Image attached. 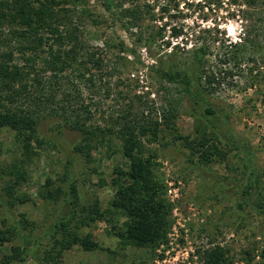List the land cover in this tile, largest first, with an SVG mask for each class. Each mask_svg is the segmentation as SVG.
<instances>
[{"label":"rangeland","instance_id":"rangeland-1","mask_svg":"<svg viewBox=\"0 0 264 264\" xmlns=\"http://www.w3.org/2000/svg\"><path fill=\"white\" fill-rule=\"evenodd\" d=\"M134 4L143 18L141 29L146 34L161 31L171 42L168 50L173 45L189 50L207 41L206 68L219 72L222 80L214 99L231 111L233 125L252 142L255 160L264 172V3L255 8L243 0H135ZM88 5L100 20L98 25L88 20L84 26L91 31V50L102 48L105 40L133 44L134 35L112 22L102 0H90ZM246 37L248 58L239 64L223 63L219 47ZM159 44L154 51H160ZM137 50L143 62H136L133 55L118 59L114 47L103 50L106 72L99 89L80 86L94 112V124L118 130L116 120L125 115L142 123L161 122L158 140L147 146L157 153L155 171L167 185L166 241L155 247L139 246L120 235L127 218L111 206L116 194L112 179L117 168L127 169L129 163L117 132L92 152L90 161L84 156L76 161L79 201L72 230L62 231L59 241L43 236L61 214L70 212L65 154L71 142L82 136L64 129L65 139L53 137L47 133L53 122L46 120L41 125L45 142L30 152L16 142L15 131L0 128V234L10 237L0 242V264H202L206 250L218 245L227 250L231 264H245L249 257L252 264H264L258 256L264 250V218L251 207L241 208L235 193L242 180L238 157L219 145L220 152L210 163L201 162L197 142L209 136L210 128L192 115L176 87L150 67L157 62L144 45ZM169 107L176 110L164 123L163 110ZM95 203L108 213L103 219L83 222ZM27 240L36 242L29 245L33 250L29 256L24 250ZM86 240L96 245L86 247ZM15 248L22 251L16 259Z\"/></svg>","mask_w":264,"mask_h":264},{"label":"trees","instance_id":"trees-1","mask_svg":"<svg viewBox=\"0 0 264 264\" xmlns=\"http://www.w3.org/2000/svg\"><path fill=\"white\" fill-rule=\"evenodd\" d=\"M61 1L0 0V128L15 131L16 142L28 152L34 146L44 144L41 125L46 120L53 122L47 131L53 137L65 139L64 129L82 133L79 140L71 142L70 152L65 154L70 212L61 214L43 236L49 234L59 241L57 236L60 233L72 230L79 201L76 161L79 156L90 161L92 152L105 144L110 134L117 132L122 142V155L129 163L127 169L117 168V176L112 179L116 194L111 206L127 218L126 228L120 235L139 246L155 247L166 241V227L170 225L165 197L167 185L155 171L157 153L147 146V143L158 140L161 122L155 119L142 123L125 115L116 120L120 125L118 130L102 127L92 121L94 112L83 97L82 83L99 89L98 84L106 72L102 70L105 65L103 50L113 47L118 50V59L127 60L128 55H133L136 62H143L137 49L144 45L151 59L157 62L150 67L176 87L186 99L192 115L210 128L209 136L197 142L202 149L201 162L210 163L211 157L220 152L219 145L233 152L238 157L242 179L236 184L235 192L239 196V205L241 208L251 207L264 218V172L255 160L252 142L233 125L231 111L214 99L222 80L219 72L206 68L210 53L207 41L203 40L202 44L189 50L176 45L168 50L171 42L164 39L161 31L146 34L141 29L139 23L143 18L135 0H102L112 22L134 35L133 44L128 46L123 40H105L102 48L91 50L88 42L91 31L84 26L88 20L96 25L100 20L90 10V0ZM243 1L251 8L264 3V0ZM159 41L160 51H154V45ZM215 41L220 40L216 38ZM248 43V37L240 43H223L219 47L223 63L244 62L248 58H245ZM95 68L98 74L93 71ZM174 110L175 107L163 110L164 123L174 115ZM107 213L108 210H101L95 203L82 221L103 219ZM9 239V236L0 234V242ZM35 244L27 240L24 246L26 256L33 251L29 245ZM83 245L96 244L86 240ZM19 250L15 248L14 259L20 257L22 251ZM258 256L264 261V250ZM204 259L202 264L232 263L227 250L220 245L206 250ZM252 261L253 258L249 257L245 264H252Z\"/></svg>","mask_w":264,"mask_h":264}]
</instances>
